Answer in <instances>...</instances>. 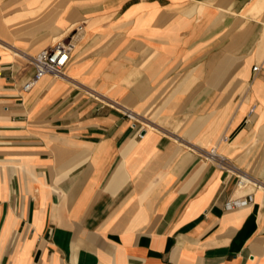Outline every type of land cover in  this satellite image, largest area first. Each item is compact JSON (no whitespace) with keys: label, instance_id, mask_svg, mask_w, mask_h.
Returning a JSON list of instances; mask_svg holds the SVG:
<instances>
[{"label":"crops","instance_id":"0c3cea01","mask_svg":"<svg viewBox=\"0 0 264 264\" xmlns=\"http://www.w3.org/2000/svg\"><path fill=\"white\" fill-rule=\"evenodd\" d=\"M58 41L64 76L22 90ZM241 173L264 183V0H0V264H264Z\"/></svg>","mask_w":264,"mask_h":264},{"label":"built area","instance_id":"2783aa9c","mask_svg":"<svg viewBox=\"0 0 264 264\" xmlns=\"http://www.w3.org/2000/svg\"><path fill=\"white\" fill-rule=\"evenodd\" d=\"M77 29L81 30V26L79 25ZM27 59L32 67V73L22 85V90L24 91L30 90L44 75H50L53 77L64 76L65 68L70 60L69 43L58 41L47 49H43L34 55H28ZM256 69L257 67H254V70ZM128 117H131L130 114H128ZM141 136L142 135L140 134L139 137ZM203 155L207 160L214 162L218 167L226 168V159L217 151L215 146L205 150ZM237 178V184L239 187L249 184L254 188L260 189L262 192V203L264 204V183L251 179L243 173L239 174ZM241 202L243 201H228L226 202L225 207L231 208L237 206Z\"/></svg>","mask_w":264,"mask_h":264}]
</instances>
